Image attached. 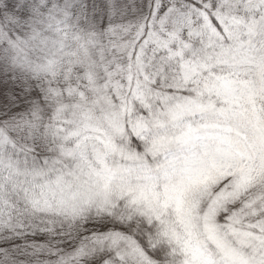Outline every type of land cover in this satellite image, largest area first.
I'll return each instance as SVG.
<instances>
[{
  "label": "snow or ice",
  "instance_id": "snow-or-ice-1",
  "mask_svg": "<svg viewBox=\"0 0 264 264\" xmlns=\"http://www.w3.org/2000/svg\"><path fill=\"white\" fill-rule=\"evenodd\" d=\"M0 264H264V0H0Z\"/></svg>",
  "mask_w": 264,
  "mask_h": 264
}]
</instances>
